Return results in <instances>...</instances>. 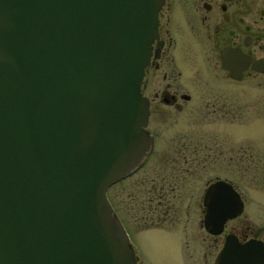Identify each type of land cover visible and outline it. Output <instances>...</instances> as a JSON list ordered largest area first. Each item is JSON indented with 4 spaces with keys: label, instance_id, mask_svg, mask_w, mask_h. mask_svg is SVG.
<instances>
[{
    "label": "water",
    "instance_id": "obj_1",
    "mask_svg": "<svg viewBox=\"0 0 264 264\" xmlns=\"http://www.w3.org/2000/svg\"><path fill=\"white\" fill-rule=\"evenodd\" d=\"M161 1L0 0V264H137L106 188L151 147L140 82ZM203 199L213 234L241 207L223 180ZM212 264L263 254L226 234Z\"/></svg>",
    "mask_w": 264,
    "mask_h": 264
},
{
    "label": "flooded vegetation",
    "instance_id": "obj_2",
    "mask_svg": "<svg viewBox=\"0 0 264 264\" xmlns=\"http://www.w3.org/2000/svg\"><path fill=\"white\" fill-rule=\"evenodd\" d=\"M251 85L256 89L251 97L255 107L252 112L245 109L251 101ZM140 92L147 100L143 128L152 139L151 147L131 172L106 189L123 226L118 208L108 195L109 188L136 172L153 153L155 135L149 123L152 114L158 117L162 113V119H168L169 113L176 114L192 103L199 119H245L243 131L253 137L252 151L241 144L215 148L211 153L213 162L226 169L230 165L231 176L214 174L198 187L194 206L200 215L198 224L211 239L212 262L224 236L230 234L239 243L252 240L262 251L264 264V0H162ZM231 128L227 126L226 130ZM216 180L231 185L241 207L224 220L219 233L213 234L203 226V196Z\"/></svg>",
    "mask_w": 264,
    "mask_h": 264
},
{
    "label": "rangeland",
    "instance_id": "obj_3",
    "mask_svg": "<svg viewBox=\"0 0 264 264\" xmlns=\"http://www.w3.org/2000/svg\"><path fill=\"white\" fill-rule=\"evenodd\" d=\"M248 90L251 101L245 109L252 112L251 97L256 89L251 85ZM186 106L176 114L169 113L168 119H162V113L158 117L152 114L153 153L141 168L108 190L138 264H210L214 250L210 237L198 224L195 199L198 187L209 176H231V166L226 169L215 164L211 153L215 148L224 149V144L254 149L253 137L243 131L245 119H199L195 105ZM227 126H232L231 131Z\"/></svg>",
    "mask_w": 264,
    "mask_h": 264
}]
</instances>
